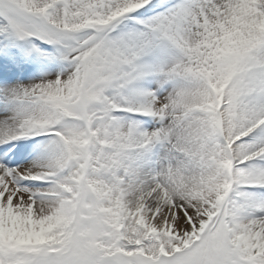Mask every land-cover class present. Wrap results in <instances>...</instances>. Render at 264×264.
<instances>
[{"label": "snow or ice", "instance_id": "snow-or-ice-1", "mask_svg": "<svg viewBox=\"0 0 264 264\" xmlns=\"http://www.w3.org/2000/svg\"><path fill=\"white\" fill-rule=\"evenodd\" d=\"M0 264H264V0H0Z\"/></svg>", "mask_w": 264, "mask_h": 264}]
</instances>
